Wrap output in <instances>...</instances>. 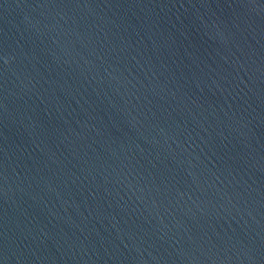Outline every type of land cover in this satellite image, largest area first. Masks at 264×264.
Returning <instances> with one entry per match:
<instances>
[{
	"label": "water",
	"instance_id": "95a60500",
	"mask_svg": "<svg viewBox=\"0 0 264 264\" xmlns=\"http://www.w3.org/2000/svg\"><path fill=\"white\" fill-rule=\"evenodd\" d=\"M0 264H264V61L211 0H0Z\"/></svg>",
	"mask_w": 264,
	"mask_h": 264
}]
</instances>
